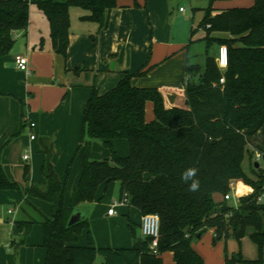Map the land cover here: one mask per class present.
<instances>
[{
  "label": "trees",
  "instance_id": "16d2710c",
  "mask_svg": "<svg viewBox=\"0 0 264 264\" xmlns=\"http://www.w3.org/2000/svg\"><path fill=\"white\" fill-rule=\"evenodd\" d=\"M30 2L47 16L53 49L64 57L70 44L72 7L88 11L90 15L82 20L102 27L107 12L117 5V0H0L1 56L14 48V33L28 29ZM200 28L206 32L202 41L207 49L213 44L228 48L229 65L220 69L214 56L207 57L205 66L188 65L186 107L167 109L158 89L132 84L135 76L148 75L147 67L126 75L105 95L94 90L83 117L77 151L80 167L68 206L66 181L59 177L45 147L44 181L29 187L26 195L51 203L60 194V205L41 220L15 222L25 236L34 225L43 227L45 264H164L166 252L173 254L174 264H205L192 243L210 230L215 244L233 239L240 246L249 236L260 249L257 260L247 261L239 252L226 254L225 264H264V203L259 201L264 196V167L260 164L257 169L255 162L251 172L244 169L247 156L251 161L255 151L264 156V0L215 14L210 6L192 36ZM148 104L153 105L152 121L147 120ZM115 140L128 142V156L118 155ZM95 142L110 150V158L92 160ZM188 168L198 169L200 188L196 192L189 191L181 178ZM113 182L120 183L121 197L128 194L130 205L142 215L160 216L157 254L150 238L137 239L131 248L95 247L91 238L88 246L71 245L89 227L87 218L69 226L73 213L96 201L100 188L104 186L106 192ZM238 182L253 192L241 195L236 204L228 203L225 196L231 184ZM11 190L21 191V187L0 164V191ZM128 226L134 235L136 224L128 220Z\"/></svg>",
  "mask_w": 264,
  "mask_h": 264
},
{
  "label": "crops",
  "instance_id": "0c3cea01",
  "mask_svg": "<svg viewBox=\"0 0 264 264\" xmlns=\"http://www.w3.org/2000/svg\"><path fill=\"white\" fill-rule=\"evenodd\" d=\"M88 15L87 11L80 16L79 25H74L71 20L66 57L53 49L50 23L38 30L28 27L22 37L18 36L22 31L15 32L14 48L8 55H0V164L8 178L21 187V191H0V264H45L47 251L43 247V227L40 225L42 231L34 227L25 236L17 231L15 222L23 208L21 202L38 209L42 218L49 211L47 202L27 195L23 198L22 195L32 185L44 181L40 171L42 173L45 147L50 150V159L61 180L69 183L71 177V194L80 167L76 153L82 143L83 117L94 90L105 95L126 75H134L147 67L150 69L148 75L135 76L132 84L139 88L158 89L167 109L186 107L187 67L198 64L191 58V45L195 42L192 30L199 25L192 24L189 38V20L180 17L173 20L168 0H117L116 7L107 12L102 27L82 20ZM82 24L88 29L83 30ZM20 55L28 58L30 74L18 69L16 57ZM183 102L185 105L181 104ZM23 103L29 106L26 114L23 113ZM154 118L153 105L148 104L147 120ZM29 123H34L35 128L30 129ZM25 126L29 127L30 137L23 141L20 134ZM31 135L36 138L31 139ZM126 143L113 141L117 153L118 146L128 150L122 157L130 153ZM25 153H31L29 160L24 159ZM98 155L104 159L111 156L102 142L93 144L91 157L96 160ZM26 169L29 170L27 177ZM240 188L242 192L248 191L247 187ZM106 192L102 186L98 199L105 197ZM252 192L253 189H249V194ZM70 194L67 201L64 200L66 206ZM19 197L23 199L19 200ZM261 203H264V197ZM17 205H20L18 210L14 209ZM122 206L121 213L126 215L127 224L115 218L117 210L115 215H107L108 223L98 222L95 213L89 214V227L71 245L88 246L91 238L95 247H133L137 239L143 238V215L130 204ZM57 209L52 208L50 216ZM26 211L23 212L25 215ZM128 220L136 224L134 235ZM138 228L140 237L136 232ZM231 240L227 244H217L228 251ZM169 254L170 264H174L173 254ZM233 254L236 252L230 256Z\"/></svg>",
  "mask_w": 264,
  "mask_h": 264
},
{
  "label": "rangeland",
  "instance_id": "374dc122",
  "mask_svg": "<svg viewBox=\"0 0 264 264\" xmlns=\"http://www.w3.org/2000/svg\"><path fill=\"white\" fill-rule=\"evenodd\" d=\"M31 1V0H29ZM169 2V8L172 12V18L173 20L177 17L188 19L190 24V31H189V38L191 34V26L194 24L196 27L202 22V20L205 17L206 9L212 6L213 14L216 13L218 9H227L231 8L233 6H251L254 2V0H168ZM180 8H184L187 13H181ZM87 11L80 7H72L70 10L71 20L74 22V25L78 24V19L80 16L86 14ZM49 23V20L45 13L40 10V8L36 4H32L30 2V28H34L36 30L42 29V27H46V24ZM175 23V22H174ZM82 29H88V26H85L82 24ZM24 35V32L22 31L20 34H18L19 37H22ZM206 36V32L204 29L200 28L198 29L194 34V43L191 45V58L193 63H198L202 66H205L206 59L208 56H214L217 58L219 49L221 45L219 44H213L211 47L207 49V45L202 39ZM218 37H226L225 34H220ZM201 40V41H200ZM185 105V103H181ZM23 113L26 114L29 111V106L25 103L22 104ZM29 127L25 126L24 130H22V133L20 134L21 140L25 141L29 139ZM124 142L125 145H127L125 140H119ZM97 143V142H95ZM119 156H124V152L128 151L127 149H123L122 146H118L117 149ZM106 152H109L106 150ZM26 154V153H25ZM129 154V153H128ZM77 155V153H76ZM29 156L31 157V153H29ZM75 154H73V157ZM127 156V155H126ZM72 157V158H73ZM92 160H94L93 157H91ZM98 159L96 160H103L105 157H102V155L97 156ZM74 159V158H73ZM255 157L253 156L252 161L250 160L249 156H247L246 161L244 163V169L247 173L251 172V164L254 165L255 163ZM261 167H264V163H261ZM40 174L42 175L41 171ZM71 177H69V183L66 182V192L64 194V200L67 201V196L69 193V190L71 188ZM239 185V187L244 186L248 188V191H246L249 194V189H252L249 185L238 182L236 183ZM243 194L245 192H242ZM241 193V194H242ZM106 196L102 199H98L92 203H86L83 206H81L79 209L83 210L86 214L87 219L89 218V214L95 213L98 222H107L109 217L108 215V209L109 207H115V209L118 211V214L115 218L124 220L127 224L126 215H123L121 213V210L124 206H122L120 203L122 201L121 198V185L119 182H114L105 193ZM23 198L26 196V192H23ZM22 197H19V200ZM61 195H56L54 197V200L51 203H46L48 206V214L46 216H50L52 208L57 209L61 202ZM24 201V200H23ZM23 205H21L23 208L21 211H19V219L18 220H41L40 211L38 209L31 207L27 202H21ZM228 203L236 204V199L228 201ZM130 200L128 199L125 206H129ZM20 205L15 206L14 209H19ZM24 210H27V215H25L23 212ZM87 210V211H86ZM110 220V219H109ZM108 223V222H107ZM35 228L40 229L42 231V227L40 225H34ZM33 227V228H34ZM137 236L140 237V230L137 229ZM193 248L203 257L205 264H225V254H231L233 251L238 254L241 253L242 257L247 261H253L260 258V249L258 245L249 237L246 236L243 240L241 245L239 246L238 242L236 240H231L228 251H225V247L221 246V244H215L214 243V233L213 231H209L206 233L202 239L194 240L192 243ZM222 250V253H221ZM164 264H170L171 263V256L169 252H166L162 256ZM262 258L264 262V250L262 253ZM238 264H246V263H238Z\"/></svg>",
  "mask_w": 264,
  "mask_h": 264
},
{
  "label": "built area",
  "instance_id": "2783aa9c",
  "mask_svg": "<svg viewBox=\"0 0 264 264\" xmlns=\"http://www.w3.org/2000/svg\"><path fill=\"white\" fill-rule=\"evenodd\" d=\"M29 1V0H28ZM180 11H185L184 8H181ZM16 64L17 67L20 71L26 73V74H30V67H29V60L27 57L25 56H17L16 57ZM217 64L219 65L220 69L222 70H226L228 68L229 65V51L228 48L226 46H221L218 52V56H217ZM221 84L225 83V78L221 79ZM30 129L35 128V124L34 123H29ZM36 137L34 135H31V139H35ZM254 157H255V162L256 163H263L264 160V156L258 152L255 151L254 152ZM24 159L25 160H29L30 156L29 153H26L24 155ZM241 188L239 187V185H237L236 183H232L231 184V191L225 196V199L227 201L230 200H234V199H238L241 196ZM262 196L260 198V202H262L263 200ZM128 199L130 200L128 194H125L122 197V201H121V205H125L128 201ZM9 213H13V211H9ZM116 214V209L115 207H112L111 209H109L108 211V215L109 216H113ZM160 231H161V220H160V216L158 214H147V215H143L142 219H141V232H142V236L143 238H150L152 239V244H151V249L154 253H158V246H159V239H160Z\"/></svg>",
  "mask_w": 264,
  "mask_h": 264
},
{
  "label": "clouds",
  "instance_id": "9594fccd",
  "mask_svg": "<svg viewBox=\"0 0 264 264\" xmlns=\"http://www.w3.org/2000/svg\"><path fill=\"white\" fill-rule=\"evenodd\" d=\"M198 169L196 168H188L182 174V180L189 185L188 190L191 192H196L200 188V181L197 179ZM190 182V183H189Z\"/></svg>",
  "mask_w": 264,
  "mask_h": 264
},
{
  "label": "water",
  "instance_id": "95a60500",
  "mask_svg": "<svg viewBox=\"0 0 264 264\" xmlns=\"http://www.w3.org/2000/svg\"><path fill=\"white\" fill-rule=\"evenodd\" d=\"M263 163H264V160H263ZM255 167L258 169L260 167V163H256ZM86 218L87 217H86L85 212L83 210H81V209H77L73 213V215H72V217H71V219L69 221V226H73V225L81 222L82 220H84Z\"/></svg>",
  "mask_w": 264,
  "mask_h": 264
}]
</instances>
